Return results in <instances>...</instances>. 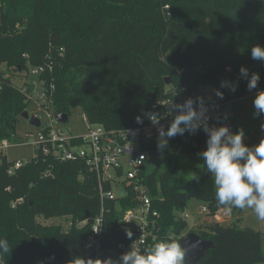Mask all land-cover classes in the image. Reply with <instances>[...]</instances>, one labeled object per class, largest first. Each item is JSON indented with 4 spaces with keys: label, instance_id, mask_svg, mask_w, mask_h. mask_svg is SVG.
<instances>
[{
    "label": "trees",
    "instance_id": "obj_1",
    "mask_svg": "<svg viewBox=\"0 0 264 264\" xmlns=\"http://www.w3.org/2000/svg\"><path fill=\"white\" fill-rule=\"evenodd\" d=\"M255 45L264 46V0H0V141L17 140L19 118L28 108L24 95L4 75L11 69L39 67L45 69L40 79L49 88L56 114L70 116L80 108L91 123L108 130L140 127L148 124L154 105L197 101L201 88L212 86L220 104L218 125L236 128L237 99L250 91L241 67L248 69L249 78L260 75L251 91H264V61L251 57ZM222 81L236 85L235 92L222 88ZM229 103L234 112L226 117L222 112ZM206 141V133L198 129L176 135L168 144L177 155H196L198 166L190 180H182L169 165H158L149 174L143 169L152 208L159 214L157 239L149 238L144 249L161 241L181 243L195 233L215 243L202 264H258L264 261L263 234L238 226L243 220L239 208L232 207L236 221L230 225L205 222L191 231L177 215L192 200L213 211L220 206L214 177L199 155ZM146 150L156 153L157 141ZM137 204L130 192L121 199L102 200L97 179L82 161L39 158L14 176L7 174L4 161L0 238L10 248L5 264H74L77 257L100 264L113 259L120 245L134 239L123 216ZM100 215L97 251L87 242ZM38 217L68 218L71 225L68 230L45 226Z\"/></svg>",
    "mask_w": 264,
    "mask_h": 264
},
{
    "label": "built area",
    "instance_id": "obj_2",
    "mask_svg": "<svg viewBox=\"0 0 264 264\" xmlns=\"http://www.w3.org/2000/svg\"><path fill=\"white\" fill-rule=\"evenodd\" d=\"M44 71V67L33 68L29 71H15L18 76L26 73L27 76L22 77L25 80L24 84H16L12 80V74L10 76V73L4 75V78L11 79L12 86L24 95L27 105L31 103L35 105L36 111L28 115L29 119L32 117L38 119L40 125L39 127L33 125L38 129V133L32 142H22L18 137H16V141L1 140L0 165L5 161L7 174L14 176L27 164L39 158H50L59 163L82 161L87 171L97 179L98 190L102 200L121 199L128 196L130 192L138 203L135 208L127 210L123 216V222L127 225L128 230L134 232V239L128 246L120 245L119 252L113 260L118 261L123 254L131 251L132 247L143 250L149 238L157 239L154 229L156 219L159 217L158 212L152 208L150 191L144 184V177L142 176L149 156L146 147L151 142L157 141L158 129H167L178 113L170 112L168 107L165 108L167 103L162 102L153 106V113L160 117L159 124L153 125L149 120L148 124L144 126L120 130H108L102 125L93 124L83 115L87 132L81 135H70L61 127L64 123L56 119L49 88L40 79ZM13 77H16V74ZM38 82L42 85V93L35 91ZM52 89L54 91V87ZM1 90L2 85L0 83ZM203 101L208 109V126L219 127L217 123V108L220 107V104L214 100V97L211 101ZM162 108L165 109L162 110ZM213 112L215 119L210 116ZM225 116L231 117L232 113H228ZM42 118H44L43 121ZM229 128L235 133V127L229 126ZM200 129L203 130V127ZM29 144L35 152L34 158L26 161H8L6 154L12 147ZM106 185H109V190L105 189ZM120 190L125 192L126 196L120 197ZM198 213L202 217L200 225L205 222L230 225L236 221V215L230 206H219L213 211L208 205L201 204ZM188 217V215H185L181 218L185 220ZM84 225L85 222H82L79 227L82 228ZM102 226L103 215H100L92 226V235H90L87 242L88 248L99 250ZM95 264H98V262L96 261Z\"/></svg>",
    "mask_w": 264,
    "mask_h": 264
},
{
    "label": "clouds",
    "instance_id": "obj_3",
    "mask_svg": "<svg viewBox=\"0 0 264 264\" xmlns=\"http://www.w3.org/2000/svg\"><path fill=\"white\" fill-rule=\"evenodd\" d=\"M253 60L264 61V46L255 45L251 48ZM240 75L247 79L248 90L255 89L260 80L258 73H252L249 78L248 69L241 67ZM221 87H228L235 92L236 85L222 81ZM217 96L223 98V93L217 91ZM255 116L264 115V91H259L254 99ZM169 111L178 113L167 129H158L157 147H167L169 140L186 131L195 133L203 127L208 135L206 150L199 155L203 157L206 169L214 177L215 199L220 206L252 209L258 220L264 221V140L249 147L243 141L244 130L241 128L233 133L229 126H208L207 107L202 98L194 101L188 98L182 104L171 101ZM148 119L153 125L159 124L160 117L148 113ZM137 123H142L140 116ZM264 128V125H262ZM127 236L132 237L128 231ZM196 247V245H192ZM188 249L177 241H161L147 249L133 248L123 254L118 261L107 258L100 264H186ZM10 252L7 239L0 238V264H5L4 257ZM93 260L85 261L77 257L74 264H93Z\"/></svg>",
    "mask_w": 264,
    "mask_h": 264
},
{
    "label": "rangeland",
    "instance_id": "obj_4",
    "mask_svg": "<svg viewBox=\"0 0 264 264\" xmlns=\"http://www.w3.org/2000/svg\"><path fill=\"white\" fill-rule=\"evenodd\" d=\"M5 69L3 66L2 69ZM11 74H16V77L12 76V80L15 81L16 84H24L25 80H23V76H27L26 73H23L21 76H18L17 72L11 69ZM20 80V82H19ZM35 91L38 93L43 92V88L40 82L37 83L35 87ZM202 98L205 101H211L214 97V88L212 86H205L201 88ZM254 92L248 91L247 97L242 101L236 104V115L238 118L237 131L239 129H243L245 133L244 143L249 147L255 146L260 143L261 140H264V115L255 116V108H254ZM234 106L231 104L225 106L222 114L226 115L229 112L233 111ZM33 111H36V107L33 103L28 105L27 113L32 114ZM83 111L80 108H75L71 110V114L69 116V120L66 124L61 125V127L70 135H81L87 132L86 123L83 120ZM210 116L214 117V112L210 114ZM44 118H42L43 121ZM38 129L31 125L29 121L19 118L16 135L18 138L22 140V142H32L33 138L37 135ZM208 139V135H207ZM171 139L169 140V142ZM168 142V144H169ZM9 162L13 161H26L31 160L35 156V152L33 148L29 145H21L12 147L6 154ZM170 166L172 169L177 170L178 176L182 180H190L192 178L193 170L198 166V159L195 154L190 155H177L171 151L169 145L163 149H158L156 153L149 154L148 159L145 163V172L152 173L153 170L158 166ZM215 188V185H214ZM201 202L197 200H192L189 203V206L186 210L181 213H177L178 216L184 217L188 215L189 217L185 219L188 225V231L198 229V225H200L202 221V217L199 216V207L201 206ZM243 215V220L239 227H250L257 231H260L263 234L262 237V252L264 255V221H260L256 218L255 213L252 209L244 208L240 209ZM37 221L45 226L49 225H60L64 230H68L71 223L68 218H54L50 220H45L43 217H38ZM264 264V261L258 263Z\"/></svg>",
    "mask_w": 264,
    "mask_h": 264
},
{
    "label": "water",
    "instance_id": "obj_5",
    "mask_svg": "<svg viewBox=\"0 0 264 264\" xmlns=\"http://www.w3.org/2000/svg\"><path fill=\"white\" fill-rule=\"evenodd\" d=\"M167 85L170 84V80L166 79ZM22 118L26 121L28 120L31 125H34L36 127H39L40 121L38 119H35L34 117L29 119V115L27 112H24L22 114ZM56 119L66 124L69 120V116L67 114H56ZM119 196L124 197L126 196V193L123 191H119ZM181 244L184 248L188 249L186 254V264H202L206 253L209 250H212L215 247V243L210 240H203L195 233H190L186 237H184L181 240ZM192 245H196V247H192Z\"/></svg>",
    "mask_w": 264,
    "mask_h": 264
},
{
    "label": "crops",
    "instance_id": "obj_6",
    "mask_svg": "<svg viewBox=\"0 0 264 264\" xmlns=\"http://www.w3.org/2000/svg\"><path fill=\"white\" fill-rule=\"evenodd\" d=\"M254 95L256 96L257 93H254ZM246 97H247V95H245L243 98L239 99V100L237 101V103L240 102V100L242 101V100H243L244 98H246ZM229 113H232V112H229ZM213 118L215 119V116H214ZM235 132H237V127L235 128Z\"/></svg>",
    "mask_w": 264,
    "mask_h": 264
}]
</instances>
